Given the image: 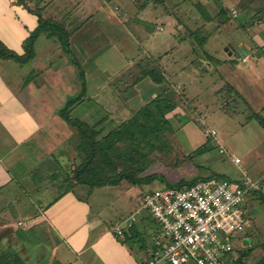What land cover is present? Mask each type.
<instances>
[{
    "label": "crops",
    "instance_id": "1",
    "mask_svg": "<svg viewBox=\"0 0 264 264\" xmlns=\"http://www.w3.org/2000/svg\"><path fill=\"white\" fill-rule=\"evenodd\" d=\"M175 2L178 3V22L152 0H0V40L7 49L25 55L26 39L39 25V16L33 10L40 11L45 18L64 23L70 32L71 50L84 66L87 58L94 59L95 44L108 46V50L113 48L127 60L119 70L104 71L117 82L113 86L110 84L116 92L112 96L118 97L117 92L128 87L123 98L139 96L138 100H143L145 105L172 83L178 90V97L195 98L193 105L197 111L211 116L212 108L224 113L218 102V91L230 84L239 93L242 107L261 111L264 107V29L259 31L258 25L253 26L258 16L242 25L250 39L243 41L239 50L228 46L225 56L215 60L220 71L211 73L207 65L214 54L208 45L209 34L220 31L231 19L229 14H219L218 5L208 4V0ZM193 6L206 13L205 18L194 13ZM217 17L220 22L215 27ZM162 18L166 19V24ZM161 23L164 29L160 28ZM48 32L37 37L32 54L24 62L0 55V255L9 254L26 264H142L153 245L148 246L142 237L141 242L130 239L129 242L137 245L129 247L111 230L113 222L126 216L119 213L123 208H129V213L132 211L135 205L133 188L140 185L128 180L95 186L71 181L74 169L85 160L87 152L78 129L60 115L63 106L53 105L54 92L56 86L70 90L67 101L80 92L82 80L80 76L76 80L66 74L57 63L61 42ZM41 35L44 41L36 52V42ZM198 35L205 37L203 42L195 40ZM100 36L106 39L105 44L97 43ZM148 41L155 42L156 46L144 45ZM121 51L128 52L126 57ZM232 58L238 62H231ZM30 61L29 67L22 71L20 65ZM154 67L166 76L163 82L157 83L150 75L144 76V72ZM122 69L124 75H121ZM90 73L85 68L86 78ZM74 80L77 81L75 86ZM144 85L148 86L147 93L142 91ZM103 89L102 84L96 86L94 92L86 90L83 100L73 107L79 108V118L91 122V114L98 115L101 110L96 109L105 108L100 100ZM123 103L125 106L117 103L115 108L121 106L120 111L129 113L136 111L130 105L131 100ZM178 106L186 109L182 102ZM108 113L111 115L110 109L105 120L109 118ZM112 120L110 122H114ZM17 167L19 171L14 172ZM256 181L253 182L257 189L259 181ZM108 185L119 186L116 197L122 207L119 210L111 208L108 214L103 207L94 211L92 199H98L95 195L103 198L98 188L105 190L104 186ZM5 189L11 192L4 193ZM46 192L49 194L45 197ZM11 193L13 196L7 197ZM140 224L142 229L151 228L152 231L155 226L151 220ZM247 228L246 235L237 244L238 249L254 243L251 240L256 225L252 219Z\"/></svg>",
    "mask_w": 264,
    "mask_h": 264
},
{
    "label": "rangeland",
    "instance_id": "2",
    "mask_svg": "<svg viewBox=\"0 0 264 264\" xmlns=\"http://www.w3.org/2000/svg\"><path fill=\"white\" fill-rule=\"evenodd\" d=\"M152 1L154 3L159 4L158 7H160L164 12L173 15L174 21H178L177 18L179 10L178 8H176V5H173V11H170L169 7H166L165 5L161 4L162 2L160 3L155 0ZM171 1L172 2L170 3L174 4L177 0ZM184 3L187 4L188 1ZM212 3H216L218 5L216 6L218 7L217 10H219V14L221 12L220 6L224 3L225 6L229 8L228 14L230 15L231 19L227 20L226 24H224V26L220 28V31H218L217 33L214 32L209 34L210 38L208 45L212 49L211 51L214 54L211 56L209 64L207 65L211 73L216 72V70L220 71L218 68L219 64H217L215 60H217V57L219 58L225 56V49L228 46L233 47L234 50H239L243 46L241 43L250 39L247 37L248 33L246 30H244L242 25H247L251 23L254 16H258V19L254 21L257 23L253 26L258 25L256 27L257 29H259V31L264 29V21L259 19H264V0H208V4ZM195 7L197 6H193V12H197V14L202 16V18H205L206 13H201L200 10H198V13V7ZM231 8H235L238 10L239 15L237 17L232 16L230 10ZM183 11L185 12V9ZM164 19L165 18H162L163 21ZM219 20L220 19L217 17V22L214 24L215 27L217 26V23L220 22ZM163 24H166V22L164 21ZM238 25L241 26L238 27ZM160 26V28L164 29L162 23L160 24ZM85 29H87V27ZM85 29L84 32H86ZM94 31V33H96L97 29H95ZM162 33L163 32H161L160 35H162ZM199 33L205 37L207 36V34L202 33L201 30H199ZM198 36L200 38H195L197 42L200 39L205 38L200 35ZM43 41L44 38L41 35L36 42V52L40 51L39 46ZM105 41L106 39L103 36L97 38V43L101 42L102 44H105ZM150 44L151 46H156L155 42L153 43L151 41H148L144 43V45L146 46H150ZM50 45L51 44L49 43V46ZM56 46H59V43ZM56 46H54V49H56ZM107 48L108 46H100L95 44L94 59L87 58L85 61V66L80 63L81 68H78L76 64L70 63V61H68V53L66 54L67 57H65L66 55L64 52V48L61 44L60 48L57 51L60 52V60H58L57 63H60L62 70L65 71L66 74H71L72 77L76 80L77 76H80L82 81L83 79H85L86 90L89 93L94 92L96 86H101L103 84L104 89L102 92L100 91V100L104 103L105 108H97L96 111L101 110L102 113L100 112V114L98 115L93 113L91 114L92 116L89 118L90 121L93 123L96 120L107 116V111L109 109L111 110V115L108 113L109 118L101 123V125L105 127V129L103 133L99 135V137L103 136L113 127L119 125L120 122L134 116L136 111H138L143 105V100H138L139 96H137V98H123V95H127L126 93L128 87L126 88V90L118 91V97L112 96V94L116 95V92L112 91L115 90V88H112L110 84H112L113 86L117 84V82L112 80V76L110 73L121 69L123 67L122 65L127 63V60L120 56V54L117 53L116 50H114L113 48H110L109 50ZM121 53L125 57L128 54L127 51H121ZM237 53L238 52H236V54ZM231 62H238V60L232 58ZM57 63H55V65H57ZM30 64L31 61L20 65L23 67H19L23 71V69L28 68ZM133 67L136 69L135 65H133ZM85 68L88 69V72H92L87 76V78L85 77ZM72 69L75 72H73ZM105 70L110 71V73H105ZM123 71L124 69L121 70V75H124ZM82 72L84 73V77L82 76ZM67 79L69 78L67 77ZM76 80L72 81L73 86L76 85ZM66 82L67 84H69V80H66ZM130 85L131 83L128 84V86ZM147 89L148 86L144 85V89L142 91H144V93H147ZM69 92L70 90H68L67 88L64 89L61 86H56V92H54L53 105L56 108L58 106H64L66 102V96L70 94ZM102 95H104V97ZM222 95L218 97V102L220 104H222ZM123 100L125 102L131 100L132 103L130 105L133 109H136V111L130 113L127 112V110H122L123 112L120 111L121 106H125ZM194 100L195 98L178 97L177 95L175 99L177 105L166 115L170 125H161L163 131L159 132V138L151 137V144L147 143L145 148L141 146L143 147V149L139 148L133 143V146L131 147L132 149L134 148L132 156L134 158H130L131 162L133 164H136L139 158L141 159L142 157H148L149 154V167L147 170L142 171V173H145L147 175L153 173H164V176L169 179L171 183L176 184L174 186H180L178 184H180L183 180L186 182H192L194 177L202 175L207 176L213 174L218 177H226L235 181L245 179H251L253 181L257 180L256 182L259 181V186L257 189H259L264 194V128L260 124L257 117H252L248 120V117L252 115V110L254 109H251L248 106L242 107V103L240 101L238 103L237 101L238 105L236 104V106H232L231 108L234 107L235 110H238L239 113L242 114H238L237 116H235V119L226 116V114H224L219 108H212V115L210 114L211 116H209V114L204 115V111H201V113L197 111L196 106L193 105ZM181 102L186 106V109L184 107L182 108V106H178V103ZM117 103L121 104L119 108H115L117 107ZM212 110L215 111L212 112ZM78 112L79 108L75 107L72 110V116L77 117ZM261 112L264 115V107L261 109ZM204 117L206 118L205 120ZM111 118L114 119L112 120L114 122H110ZM105 123L106 125L104 126ZM207 129H215L217 133L215 134V136H208ZM202 144H206L208 149L205 150V147H201ZM122 147L125 148V145H122ZM199 147L202 148V153L198 151ZM235 156H238L240 158L239 162L235 161ZM73 164L74 163H72L71 166ZM106 167V175L112 176L117 172L113 169V167ZM134 167L137 166L134 165ZM15 171L18 172L19 168L17 167L14 172ZM53 171H55V169ZM142 173L140 174V176L144 177L145 175ZM162 184L164 183L157 178L152 182L145 183L133 188V202L135 203V205L133 209H131L132 211H130V213L133 212L134 209L140 204L144 191L152 187L161 186ZM118 187H112V185H108L104 186L105 190H102V187H99V191H102L104 196L102 198L98 195H95L98 199L96 201L92 199L94 211H97V208L100 207L104 208L103 211L105 212V214L112 212L111 208L115 209L116 207H118L119 210L122 206H119L120 202H118V199L116 197V195L119 194ZM3 192L8 193L11 191L9 189H5L3 190ZM48 194L49 193L46 192L44 196L46 197ZM12 196L13 194L11 193L8 194L7 197ZM38 197L39 196H34V198L36 199H38ZM112 204H114L115 206ZM247 205L249 211L252 213L250 215H253L251 219L256 225V229L254 230L255 232L253 234L254 243L247 245V248L245 249L236 248V252L233 253V255L237 256L236 262L232 260L233 255L229 253L228 258L230 259V261H232L230 264H256L264 256V202L252 193L251 199L250 201H248ZM129 210V208L125 207L119 213L121 215H126L124 217L126 218L130 215ZM20 224L25 225L26 223L25 221H22V223ZM247 227L248 226H246L243 231L237 234V243L242 240L244 235H246L248 231ZM136 228H138L139 232L135 236L136 241L134 242H141L143 237V241L145 240L148 246H154L152 230H150L151 228L142 229L141 224H137ZM117 238H119L120 240L125 239L124 236H117ZM126 244L129 247H134L137 245L136 243L132 244L131 242H129L128 239L126 240ZM141 247L142 246H139V248ZM251 247L252 250L249 254L247 253V256H243V254H241L243 250L247 251V249ZM228 258L226 259L225 264H229Z\"/></svg>",
    "mask_w": 264,
    "mask_h": 264
},
{
    "label": "built area",
    "instance_id": "3",
    "mask_svg": "<svg viewBox=\"0 0 264 264\" xmlns=\"http://www.w3.org/2000/svg\"><path fill=\"white\" fill-rule=\"evenodd\" d=\"M230 10L233 17L239 15L237 9ZM216 133L207 129L209 135ZM256 187L250 179L218 176L184 187H152L128 217L112 223L111 230L123 236L151 220L154 246L142 264H225L236 251L237 234L250 224L247 203Z\"/></svg>",
    "mask_w": 264,
    "mask_h": 264
},
{
    "label": "trees",
    "instance_id": "4",
    "mask_svg": "<svg viewBox=\"0 0 264 264\" xmlns=\"http://www.w3.org/2000/svg\"><path fill=\"white\" fill-rule=\"evenodd\" d=\"M155 1L160 3L162 2L163 5L169 7L170 11H173V5H176V8H178V3L171 4L170 2L172 1L169 0ZM228 9V7L221 5L220 13L227 14L229 12ZM33 11H35L39 16V25L37 29L32 32L31 35L26 39V54L21 55L14 52L13 50L7 49L0 40V55L3 57H13L18 61L24 62V60L28 59L32 54L34 42L37 37L44 31H49L48 35L56 37L58 41L61 42L64 51L69 54L71 62L76 64L78 68H81L80 62L71 50L70 32L67 30L64 23L51 18H45L40 11ZM199 42H203V39H200ZM147 75H150L152 79L157 83L163 82L166 79L164 73L157 67L144 72V76ZM82 76L84 77L83 72ZM85 92L86 81L85 79H83L82 89L80 90V92L77 95L70 97L59 112L62 117H64L71 125L75 126L78 129L81 144L87 152L85 160L82 161L74 169L71 176V181L95 186L104 184H118L122 180H128L132 184L142 185L152 182L153 180H156L158 178L165 185H176L171 183L169 179L164 176V173H153L145 175L144 177L140 176L142 171L146 170L149 167V154L148 157L146 156L142 157L141 159L139 158L136 164H133L130 160V158H134L132 157L134 148L132 149L131 147L133 146V143L139 148L143 149V147L145 148L147 143L151 144V137L159 138V132L163 131L161 125H170L166 115L177 105L175 99L178 95V91L175 85L172 83H168V85L165 86L155 97H153L148 103H146L138 111H136L134 116L120 122L119 125L113 127L101 137H99V135L103 133L105 129V127H103L101 123L105 120V117L101 118L100 121L91 123L85 119L79 118L78 116H72L73 107L78 102L83 100ZM219 93L220 96L223 94L222 104H220V107L224 111V114L230 117L237 116L239 114V111L235 110L234 107L231 108L232 106H236L237 101L238 103L240 101V95L236 91V89L232 85L226 84L220 91H218V94ZM252 117H257L260 124L264 128V115L261 111L253 110L252 115H250L248 118ZM122 145H125V148H123ZM201 147H205V150L208 149L206 144H202ZM201 147L198 148V151L202 153ZM104 165L105 167L109 165L106 168L113 167V169L117 172L112 176L106 175L107 171L105 170ZM134 165H136L137 167H134ZM210 176L215 175L210 174L207 176H197L194 177L192 182H186L183 180L180 184H178L180 186L177 187L189 186L199 179L207 178ZM252 193L264 202V194L259 189H253ZM138 232V228L136 227H134L130 231H126L123 235L125 239H122L121 241L126 242L127 239L130 240L132 238H135ZM253 240L254 238L251 240V242H253ZM251 250L252 247L247 249V251L243 250L241 254H243V256H247V253L249 254ZM234 261L236 262V260ZM0 264L26 263L20 259L12 258L9 254H3L0 255ZM256 264H264V256Z\"/></svg>",
    "mask_w": 264,
    "mask_h": 264
}]
</instances>
